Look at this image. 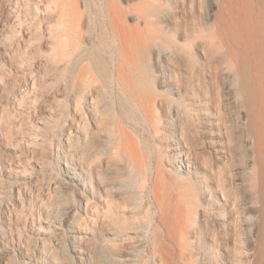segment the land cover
Returning <instances> with one entry per match:
<instances>
[{
    "label": "rangeland",
    "instance_id": "rangeland-1",
    "mask_svg": "<svg viewBox=\"0 0 264 264\" xmlns=\"http://www.w3.org/2000/svg\"><path fill=\"white\" fill-rule=\"evenodd\" d=\"M230 7L0 0V264H264Z\"/></svg>",
    "mask_w": 264,
    "mask_h": 264
},
{
    "label": "bare ground",
    "instance_id": "bare-ground-1",
    "mask_svg": "<svg viewBox=\"0 0 264 264\" xmlns=\"http://www.w3.org/2000/svg\"><path fill=\"white\" fill-rule=\"evenodd\" d=\"M230 2L229 35L233 61L229 69L233 74L236 93L243 99L250 131L257 138H264V0ZM254 72L258 88L252 81ZM117 168L118 164L110 166L111 170ZM256 173L257 192L264 205V157H258ZM76 177L72 175L70 179ZM127 253L132 256V251ZM127 259L129 262L133 260L132 257Z\"/></svg>",
    "mask_w": 264,
    "mask_h": 264
}]
</instances>
